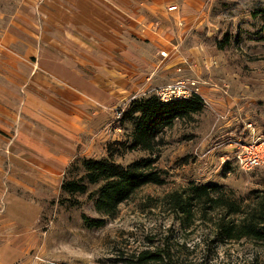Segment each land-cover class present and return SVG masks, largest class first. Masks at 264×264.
<instances>
[{
    "label": "rangeland",
    "instance_id": "obj_1",
    "mask_svg": "<svg viewBox=\"0 0 264 264\" xmlns=\"http://www.w3.org/2000/svg\"><path fill=\"white\" fill-rule=\"evenodd\" d=\"M183 1L190 4L184 11V17L188 16L183 22L185 42L194 50L183 52L192 59V67L187 72L176 70L174 77L166 68L167 75L157 76L155 87L142 97L184 81L188 93L203 98L205 110L190 120H177L159 137L153 157L164 184L141 187L120 204L113 217L95 210L93 194L102 184L88 186L85 194L70 195L61 189L62 181L75 182L84 175L83 159H107V144L129 141L131 125L119 127L116 112L124 107L117 106L112 109L105 139L93 146L86 144L82 153L77 150L63 174L48 181V175L27 172L16 177L21 183L6 181L9 190L25 203L10 202L9 209L0 205V264H133L144 252L161 256L165 264H264V240H226L216 227L219 211L210 210L203 218L194 202L187 216L173 210L167 197L173 193L186 197L193 185H218L243 212L225 220L237 224L264 202V168L246 174L235 160L236 148L250 142L252 131L264 136V18L252 16L264 9V0ZM163 2L173 6L177 0ZM38 25L34 9L22 0H0V62L36 60L37 56L24 58L23 52L27 44L38 49L33 38ZM204 31L209 37L231 32L233 39L225 50L218 51L203 44ZM40 48V60L47 59L52 51L44 45ZM173 64L172 69L186 66L182 61ZM18 71L23 74L25 68ZM7 74L0 69V87L13 93L15 87L2 78ZM190 81L195 85H188ZM60 144L57 141L55 147L64 151L66 146ZM113 149L117 152L112 160L121 165L149 155L120 146ZM0 168L7 171L9 165ZM11 171L19 174L17 169ZM91 220H104V224L90 227ZM257 231L264 236V225Z\"/></svg>",
    "mask_w": 264,
    "mask_h": 264
},
{
    "label": "crops",
    "instance_id": "obj_2",
    "mask_svg": "<svg viewBox=\"0 0 264 264\" xmlns=\"http://www.w3.org/2000/svg\"><path fill=\"white\" fill-rule=\"evenodd\" d=\"M22 1L37 15L39 47L27 44L23 52L36 60L0 62L8 72L2 78L15 87L13 93L0 87V167L9 165L0 168V205L7 209L25 201L6 181L21 183L16 177L27 172L48 181L63 174L77 150L105 139L112 109L146 96L166 68L173 77L187 72L192 59L183 50L194 51L185 42L187 1L177 0L180 11L172 13L163 0ZM40 45L52 51L47 59L40 60ZM179 61L186 66L172 69Z\"/></svg>",
    "mask_w": 264,
    "mask_h": 264
},
{
    "label": "trees",
    "instance_id": "obj_3",
    "mask_svg": "<svg viewBox=\"0 0 264 264\" xmlns=\"http://www.w3.org/2000/svg\"><path fill=\"white\" fill-rule=\"evenodd\" d=\"M253 17L264 18V9L252 13ZM231 32H218V36L209 37L204 31L201 37L203 44L219 50H225L231 43ZM119 127L124 123L130 124L128 142H114L106 145L108 158L104 160L83 159L84 175L77 181H62L61 189L70 194H85L90 185L102 184L94 196L95 210L104 217H113L120 204L128 201L134 193L149 184L163 185L161 173L154 166L156 158L153 157L160 143L163 131L174 126L177 120L191 119L194 114L205 110L203 98L196 92H191L188 98H176L162 101L156 95L150 97L133 98L123 106ZM114 146H120L129 152L140 150L148 153V157L133 160L127 165L115 163L112 159L117 152ZM190 195L183 197L180 194H170L167 197L172 203V209L181 211L187 216L191 215V207L198 206L202 217L206 218L208 212L219 211L220 220L216 224L217 230L223 238L229 241H239L241 238L264 240V236L257 231L264 225V202L260 203L256 213L241 218L239 224L234 221H225L230 215L243 213L239 204L230 201L221 192V187L215 184L193 185L189 189ZM195 202L193 206L192 203ZM104 220H91L89 226L101 227ZM133 264H165L162 257L144 252L139 255ZM168 264V263H166Z\"/></svg>",
    "mask_w": 264,
    "mask_h": 264
},
{
    "label": "built area",
    "instance_id": "obj_4",
    "mask_svg": "<svg viewBox=\"0 0 264 264\" xmlns=\"http://www.w3.org/2000/svg\"><path fill=\"white\" fill-rule=\"evenodd\" d=\"M169 12L176 10V6L168 9ZM163 57H166L165 53H161ZM187 82H177L173 87H167L160 92H156V96L162 101H170L176 98H188L190 93L186 91ZM188 85L194 86L195 82L190 81ZM124 109H119L116 112L115 121L121 118ZM235 160L236 165L239 166L243 173H252V171L260 168H264V136L251 132L250 142L240 144L236 148Z\"/></svg>",
    "mask_w": 264,
    "mask_h": 264
}]
</instances>
